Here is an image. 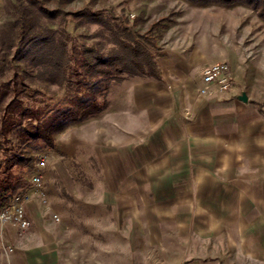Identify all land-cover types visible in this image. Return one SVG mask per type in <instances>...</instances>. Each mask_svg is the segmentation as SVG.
<instances>
[{
  "label": "crops",
  "instance_id": "1",
  "mask_svg": "<svg viewBox=\"0 0 264 264\" xmlns=\"http://www.w3.org/2000/svg\"><path fill=\"white\" fill-rule=\"evenodd\" d=\"M219 61L229 66V90L199 95L203 68ZM238 66L228 54L162 53L158 78L130 84L124 98L111 103L110 111L117 115L99 120L103 136L124 138L126 146L119 151L118 142L95 146L101 149L95 150L100 162V156L111 159L101 165L109 189L99 196L100 210L89 214L94 223L86 234H93V240H82L80 228L61 226L60 214L55 213L58 220L51 217L34 194L25 203L30 228L19 235L6 225L2 232L12 251L0 264H264V114L258 109L262 96L246 85ZM242 94L246 101L239 98ZM133 139L141 140L140 152L148 161H135L128 141ZM124 161L130 170L175 173L154 174L137 194L134 179L126 178L125 190L116 191L114 186L122 183L116 173ZM171 197L180 214L193 220L221 218L229 226L205 228L202 242L192 238L158 244L161 254L151 260L144 253L151 244L135 245L131 239L118 243L121 221L132 222L133 202L163 203ZM122 202L125 207L119 206ZM143 208L146 219L148 208ZM192 228L197 236L198 228ZM133 229L131 223L126 233L131 236Z\"/></svg>",
  "mask_w": 264,
  "mask_h": 264
},
{
  "label": "rangeland",
  "instance_id": "2",
  "mask_svg": "<svg viewBox=\"0 0 264 264\" xmlns=\"http://www.w3.org/2000/svg\"><path fill=\"white\" fill-rule=\"evenodd\" d=\"M36 1L48 10L56 11L57 18L53 28L60 30L62 27L66 33L67 42L74 46L82 44L91 46L94 42L103 40L102 36L107 34L103 24L88 21V15L93 13L102 20H108L112 25L111 28L115 31H117V26L121 24L136 41L145 44L156 68L164 52L181 54L197 50L206 56L228 54L231 58L239 61L238 71L243 75L246 85L262 96L259 100L258 109L262 110L261 112L264 114V19L257 10L248 5L239 3L233 5L202 4L190 0ZM12 2L15 3V0H0V26L10 18L5 11V6ZM147 78L157 79L158 76L157 78L127 76L121 81L112 82L106 92L107 106L101 113L88 117L81 122L70 124L56 133L53 136L54 144L52 147H45L40 144L37 150H33L28 155L31 159V165L16 170V174L21 177L25 184L24 188H31L29 181L31 168L37 155L39 153L45 154L46 163L42 171V189L32 190V194L27 189L29 192L28 200L31 195L35 194L51 217L60 214L61 226L80 228L79 232L84 233L80 234L82 240L84 238L87 241L93 240V234H86L90 231L88 228H91L94 223V219L91 218L92 215L89 214H92L94 210H100L99 196L104 190L109 189L107 183L103 182L105 173H102L101 165L109 162L111 156L101 157L98 155L102 160V164H100L101 162L95 152H99L101 149L95 146L118 142L117 151L122 146H126L124 145L126 142L124 138L110 139L108 136H103L104 134L100 133L102 124L99 120L111 113L117 115V113L110 111L113 100L124 98L126 88L130 84L141 82ZM18 89L22 91L20 98L23 102L33 105V108L58 105L63 102L67 94L65 87L57 88L54 85L39 83L34 85L23 83V85L18 86ZM25 93L27 95H24ZM98 100L100 101L101 98ZM128 141L136 152L134 154L135 161L138 160L141 163L148 161V156L140 152L141 140ZM174 173L173 171L152 173L130 170L124 161L116 173V177L121 179L122 183L117 184L113 189L116 191L125 190V180L130 178L134 179V190L137 194L142 188L143 190L146 188L142 184L145 180L152 179L154 174H157L154 177L161 175L170 177ZM106 174L109 173L106 172ZM203 180L205 182V178ZM126 204L122 202L119 203V206L125 207ZM143 205L148 208L147 211L149 212L146 219L143 217L145 210ZM176 207L177 203L172 197L163 203L133 202V218L131 220L134 228L133 234L130 236L126 233L131 223L129 219H123L120 224L122 227L120 226L117 236L118 243L122 244L131 239L135 245L151 244L153 247L144 252L151 260L156 259L157 254H161L157 250L158 244L187 243L192 238H198L199 242H202L206 237L205 228L229 226L228 221L221 218L212 220L202 216L194 220L190 219L185 216L184 212L180 214L179 211H175L173 208ZM194 226L198 228L197 236L191 233L195 230L194 228L191 229ZM141 253L143 254V252ZM138 261L135 259V262L138 263Z\"/></svg>",
  "mask_w": 264,
  "mask_h": 264
},
{
  "label": "trees",
  "instance_id": "3",
  "mask_svg": "<svg viewBox=\"0 0 264 264\" xmlns=\"http://www.w3.org/2000/svg\"><path fill=\"white\" fill-rule=\"evenodd\" d=\"M190 1L244 4L264 19V0ZM5 11L10 18L0 26V207L24 188L16 170L31 165L28 155L40 144L52 147L53 136L68 125L101 113L112 82L158 76L145 44L121 24L115 31L108 20L89 14L88 21L103 24L107 34L91 46H74L62 27L53 28L56 11L38 1L15 0ZM23 83L65 87L66 98L58 105L33 108L20 98Z\"/></svg>",
  "mask_w": 264,
  "mask_h": 264
},
{
  "label": "built area",
  "instance_id": "4",
  "mask_svg": "<svg viewBox=\"0 0 264 264\" xmlns=\"http://www.w3.org/2000/svg\"><path fill=\"white\" fill-rule=\"evenodd\" d=\"M231 74L229 66L225 61L213 62L206 65L202 70L201 81L197 87L199 95H208L214 92H225L231 86ZM46 156L39 153L31 168L30 184L34 190L42 189V171L45 167ZM27 188H22L15 193L8 204L0 207V258L6 259L12 251L9 245H5L2 239V232L7 224L13 226L19 235H22L30 228V220L25 210V203L29 198ZM58 220L56 215H53Z\"/></svg>",
  "mask_w": 264,
  "mask_h": 264
},
{
  "label": "water",
  "instance_id": "5",
  "mask_svg": "<svg viewBox=\"0 0 264 264\" xmlns=\"http://www.w3.org/2000/svg\"><path fill=\"white\" fill-rule=\"evenodd\" d=\"M242 101H246V97L244 94H242L240 97H239Z\"/></svg>",
  "mask_w": 264,
  "mask_h": 264
}]
</instances>
